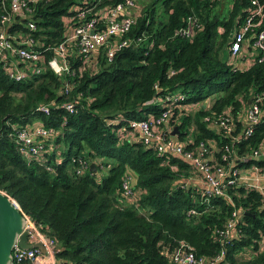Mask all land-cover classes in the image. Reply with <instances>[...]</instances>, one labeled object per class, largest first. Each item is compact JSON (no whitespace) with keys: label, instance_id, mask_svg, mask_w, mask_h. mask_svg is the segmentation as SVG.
Instances as JSON below:
<instances>
[{"label":"trees","instance_id":"trees-1","mask_svg":"<svg viewBox=\"0 0 264 264\" xmlns=\"http://www.w3.org/2000/svg\"><path fill=\"white\" fill-rule=\"evenodd\" d=\"M84 1L40 0L31 16L37 29H29V18L17 19L9 33L32 34L42 44L40 50L55 46L66 33L64 17ZM118 1L103 0L101 6ZM222 1L155 0L141 6L131 36L146 34L145 40L122 50L113 61L101 54L90 65L75 51L73 74L59 76L46 69L18 82L0 61V190L57 240L59 263L174 264L170 253L185 241L205 264L221 249L225 256L220 264H264V202L258 192L235 187L230 190L233 202L216 199L207 207L199 202L200 184L187 182L200 177L190 162L168 153L158 156L139 137L128 138L129 121L158 116L166 96L185 93L188 99L170 119L177 127L176 140L189 147L205 140L216 141L219 148L231 142L203 121L205 115L226 112L238 124L239 156L264 146V123L249 137L241 134L244 103L253 92L264 90V62L244 71L228 64L232 33L254 6L252 0H226L227 12L222 14ZM257 1L264 8V0ZM11 3L0 0V20L10 13ZM189 17L198 25L193 36L175 35ZM53 55L46 50L47 59ZM209 99L197 111L183 108ZM67 103H74L75 112L66 109ZM42 105H49L50 112L39 110ZM37 123L55 130L46 162L28 160L16 141V128ZM75 157L95 163L96 172L78 175ZM249 163L263 165L264 160L251 158ZM105 167L109 170L102 175ZM127 175L143 192L139 207L122 194ZM232 204L239 221L222 243L216 231L224 229ZM191 208L201 213L190 216Z\"/></svg>","mask_w":264,"mask_h":264},{"label":"built area","instance_id":"built-area-1","mask_svg":"<svg viewBox=\"0 0 264 264\" xmlns=\"http://www.w3.org/2000/svg\"><path fill=\"white\" fill-rule=\"evenodd\" d=\"M40 0H12L10 13L0 20V61L3 62L10 79L24 81L33 75H38L46 69H51L59 76L72 73L73 54L80 57L84 65H90L97 57L103 54L108 61H113L122 50L145 40L143 34L132 37V28L136 24L137 12L141 11L136 0H121L115 4L101 6L103 0L84 1L81 6L71 8L72 13L64 17L66 33L61 41L51 47L40 50L42 46L32 34L11 35L8 27L12 22L22 17L29 18L28 27L31 31L37 29L32 19L34 7ZM253 8L245 16L237 30L232 33L228 47V64L233 70L244 71L255 63L264 62V8L257 0H252ZM198 25L192 17L188 18L186 27L179 28L175 35L192 37ZM54 52L52 58L47 59L46 50ZM69 91V88L66 89ZM188 99L185 93H175L165 97L164 109L156 115H149L145 119L131 120L128 129L131 134L128 138L139 137L141 142L154 147L158 156L172 154L190 162L200 175L199 179L192 177L187 180L200 184L199 202L207 207L212 206L211 201L224 199L233 202L230 190L243 187L246 191H256L264 202V164L249 163L251 158L264 160V146L255 148L250 154L239 156L235 144L240 141L238 124L230 113L223 112L217 116L203 117L219 134L230 136L231 142L217 146L216 141H199L197 145L189 147L186 142L176 140L171 133L174 130L170 119L175 108ZM154 102V101H152ZM210 104V99L196 103H185L183 108L197 111ZM244 116L242 118V132L245 137L251 136L255 129L264 123V90L253 92L244 103ZM66 109L75 112L74 103H67ZM39 110L49 113V105H42ZM16 141L20 151L28 160L40 159L46 162L44 156L48 141L55 135L53 128H47L41 123L21 126L15 129ZM241 161L243 165L235 162ZM76 173L81 175L91 169L86 159L73 158ZM51 169V167H49ZM132 175H127L122 183V194L126 201L139 207L143 192L136 190ZM234 206V204H232ZM196 208L187 211L190 216L199 215ZM26 217L25 230L29 233L30 243H41L44 252L39 248H22L16 246L13 251L14 264H61L57 260L60 251L55 238L42 232L34 221ZM239 221V212L235 206L227 220L225 227L218 233L222 243L228 241L233 235ZM264 241V238H263ZM264 243L260 245L263 248ZM239 252L238 256L242 255ZM248 253L249 251H245ZM225 256L224 249L209 260L208 264H220ZM170 260L174 264H205L202 256H197L192 247L185 241H180L170 253Z\"/></svg>","mask_w":264,"mask_h":264},{"label":"water","instance_id":"water-1","mask_svg":"<svg viewBox=\"0 0 264 264\" xmlns=\"http://www.w3.org/2000/svg\"><path fill=\"white\" fill-rule=\"evenodd\" d=\"M177 131L174 127L172 135ZM1 135V134H0ZM92 163L91 171L96 172ZM26 217L18 202L6 191L0 190V264H14L13 251L18 245L22 248H39L44 252L41 243H30L29 233L25 230Z\"/></svg>","mask_w":264,"mask_h":264},{"label":"rangeland","instance_id":"rangeland-1","mask_svg":"<svg viewBox=\"0 0 264 264\" xmlns=\"http://www.w3.org/2000/svg\"><path fill=\"white\" fill-rule=\"evenodd\" d=\"M140 2H141V4H143L142 6L144 7V6H146V5H149L151 2H153V1H155V0H139ZM145 3V4H144ZM222 4V7H221V9H222V14H224V13H226L227 12V8H228V1H226V0H224V1H222L221 2ZM158 7L160 6V1L158 2ZM64 143H62L61 144V148H64ZM56 150H57V152H58V154L61 152L60 150H59V147H56ZM108 170H109V168H107V167H105V168H103V170L101 171V174L102 175H104V174H106L107 172H108Z\"/></svg>","mask_w":264,"mask_h":264},{"label":"crops","instance_id":"crops-1","mask_svg":"<svg viewBox=\"0 0 264 264\" xmlns=\"http://www.w3.org/2000/svg\"><path fill=\"white\" fill-rule=\"evenodd\" d=\"M137 2H138V4H139V7L141 8V6L143 5V4H141V2L139 1V0H137ZM145 4V3H144ZM21 19H24V17H22ZM19 34H21V33H19ZM173 135H175V134H173ZM194 182H200L199 180H196V181H194Z\"/></svg>","mask_w":264,"mask_h":264}]
</instances>
